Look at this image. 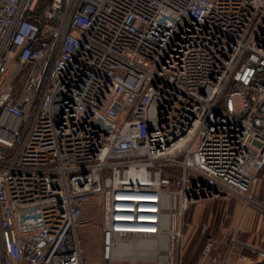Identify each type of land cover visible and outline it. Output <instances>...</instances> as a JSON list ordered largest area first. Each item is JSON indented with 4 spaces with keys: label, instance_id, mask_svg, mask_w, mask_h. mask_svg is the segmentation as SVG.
<instances>
[{
    "label": "built area",
    "instance_id": "built-area-1",
    "mask_svg": "<svg viewBox=\"0 0 264 264\" xmlns=\"http://www.w3.org/2000/svg\"><path fill=\"white\" fill-rule=\"evenodd\" d=\"M262 173L264 0H0V264H87L95 200L102 264H174ZM238 231L196 264H264Z\"/></svg>",
    "mask_w": 264,
    "mask_h": 264
},
{
    "label": "rangeland",
    "instance_id": "rangeland-1",
    "mask_svg": "<svg viewBox=\"0 0 264 264\" xmlns=\"http://www.w3.org/2000/svg\"><path fill=\"white\" fill-rule=\"evenodd\" d=\"M252 195L260 204H264V173ZM95 202L87 211L80 230L87 264H102V215L100 202ZM253 207L246 210L245 201L233 195L201 200L189 205L183 216L181 238L175 244L174 264L179 263L181 257L180 264H196L208 237L222 238L228 244L238 229L240 241L264 248V214ZM204 225L209 227L205 234L202 233Z\"/></svg>",
    "mask_w": 264,
    "mask_h": 264
},
{
    "label": "crops",
    "instance_id": "crops-1",
    "mask_svg": "<svg viewBox=\"0 0 264 264\" xmlns=\"http://www.w3.org/2000/svg\"><path fill=\"white\" fill-rule=\"evenodd\" d=\"M220 243L218 245V248L215 251L216 255L224 256L228 252V247H230L229 244H227V241L223 240L222 238H216ZM237 255H232L230 258V261L234 263L236 261ZM199 259V258H198ZM198 261V260H197ZM197 261L195 263H197Z\"/></svg>",
    "mask_w": 264,
    "mask_h": 264
},
{
    "label": "water",
    "instance_id": "water-1",
    "mask_svg": "<svg viewBox=\"0 0 264 264\" xmlns=\"http://www.w3.org/2000/svg\"><path fill=\"white\" fill-rule=\"evenodd\" d=\"M213 191H214V194H218L219 193L216 188H214ZM222 196H225V194L223 193ZM204 199H205V197H204Z\"/></svg>",
    "mask_w": 264,
    "mask_h": 264
},
{
    "label": "bare ground",
    "instance_id": "bare-ground-1",
    "mask_svg": "<svg viewBox=\"0 0 264 264\" xmlns=\"http://www.w3.org/2000/svg\"><path fill=\"white\" fill-rule=\"evenodd\" d=\"M181 236V235H180ZM143 247H145L144 245H140V246H138L137 248H143Z\"/></svg>",
    "mask_w": 264,
    "mask_h": 264
}]
</instances>
